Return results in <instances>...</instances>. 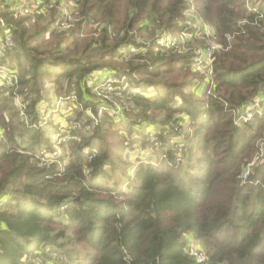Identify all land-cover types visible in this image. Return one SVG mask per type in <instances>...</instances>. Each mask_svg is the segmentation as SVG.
<instances>
[{"label": "trees", "instance_id": "obj_1", "mask_svg": "<svg viewBox=\"0 0 264 264\" xmlns=\"http://www.w3.org/2000/svg\"><path fill=\"white\" fill-rule=\"evenodd\" d=\"M192 1L203 3V16L196 8L223 44L213 55L216 85L205 95L203 82H195L190 57L180 55L177 44L163 43L168 33L183 31L178 22L190 0H76L82 17L67 28V38H56L54 48L32 44L48 43L46 27L7 24L15 44L3 53L22 58L19 68L29 71L19 80L26 88L18 91L29 101L25 111L31 121L38 120L44 83L54 75L51 67L63 66L51 79L57 94L76 95L87 100L84 104L93 102L90 74L110 67L118 78L111 81L116 94L124 79L167 89L157 96L126 90L138 108L121 109L134 119L157 115L160 132L140 145L158 142L166 159L157 166L141 165L128 185L110 184L126 161L112 154L114 144L107 139L125 140L112 130L108 112L98 114L92 104L99 121L89 132L66 126L69 138L56 142L43 126H14L20 116L14 111L0 129L5 134L0 139V264H264V161L253 166L247 181L242 178L264 138V0L258 9H247L243 0ZM5 5L9 19L10 6ZM242 19L260 26L240 25ZM91 23L98 25L94 32L99 37H81ZM6 28L0 24V34ZM120 55L126 58L122 62L115 59ZM173 74L177 78H170ZM175 99L181 100L179 107L172 104ZM177 112L187 114L192 134L175 131L186 129ZM238 113H254V122L239 124ZM175 133L186 135L188 146L193 141L197 148L187 154L183 144L177 156L181 144L173 141V149L165 150L168 135ZM92 141L106 143L86 151ZM52 143L63 149L61 166H41L53 152ZM189 233L201 242L207 261L198 263L187 254ZM66 249L70 257L52 255Z\"/></svg>", "mask_w": 264, "mask_h": 264}, {"label": "rangeland", "instance_id": "obj_2", "mask_svg": "<svg viewBox=\"0 0 264 264\" xmlns=\"http://www.w3.org/2000/svg\"><path fill=\"white\" fill-rule=\"evenodd\" d=\"M25 1L28 0H0V24H2L3 26L6 25V27H8L6 29H1L2 33L0 35H5V31L7 29H10V26L7 25L8 23L17 24L18 22H20L22 25L31 28H34L35 26H41L44 28L46 27L49 31L44 34V38L47 39L48 43H46L45 45H41L42 42L35 41L32 44L36 47L52 46L54 48L58 42L56 38L58 36L67 38V28L75 27L76 23L82 17L81 5L80 3L77 4L75 0L69 1L64 5L47 12L46 14L40 16L35 22L29 21L27 15L25 14L11 15L9 16V19L4 16V8L6 6L5 4H7L8 6H13L18 3H23ZM243 2L247 3L245 5L247 9H258L263 3V0H243ZM197 4V2L190 0L187 9L184 11L183 18L178 22L179 28L183 31L177 33H168L167 39L163 41V43L171 47L173 46V44H177L176 47L180 51L179 54L188 55L190 57V62H192V65L193 62L194 64H196L195 66H193V72L196 75L195 82H203L205 88L204 91L202 90L201 95H205L206 93H209V91L211 92L214 86L216 85L214 74L215 58L212 57L216 52L218 53L220 50H222L223 44L219 43V40L217 39L216 35L212 32L210 25L205 24L203 22V18L201 17V15L203 16V3H201L200 5L198 4L201 9V15L198 9L196 8ZM66 13L70 18L69 24L66 27L60 26L58 23V19L64 16V14ZM239 22L240 25L248 23L255 27L260 26L256 20L249 21L247 19H242ZM101 26L102 27H100V29H103L105 27V23H102ZM97 28L99 27L96 23H91L90 25L83 27V31L81 32L80 36L87 37L91 35L95 38H98L99 32H94V30ZM194 29H197L199 31L197 33H191V31H193ZM32 31H34V29H31L30 34H32ZM51 31H55L54 34H52ZM8 34L12 35L13 38L15 37L14 32L11 29L8 30ZM144 36L148 35L144 34ZM153 36V33L150 34L149 41L152 40ZM69 39H71V37ZM232 40L233 38H229V41ZM186 42H190L189 46L185 45ZM149 48H154V46L150 45ZM226 50H229V48H227ZM2 59H5L4 63L2 62ZM107 59H109V57ZM115 59L122 62L126 58H122V56L120 55V57L118 56ZM128 59L135 60L134 58H130L129 56ZM21 60L23 59L14 56H9L5 58L3 50H0V93H2L0 95V129L2 128L1 126H4V120H9L11 114L14 111H18L20 114V116H18L20 123H14V126H43L44 130L48 131L51 138H53L52 140L56 142H59L61 140L65 141L69 138L71 132V130L69 131L66 126H71L72 128L81 127L79 129L89 132L91 127L99 121L98 116L94 114L93 108L91 106L93 104L95 105L94 107L96 108L98 114H104V112H108L111 117V120L114 121L112 130H114V132L121 133L125 140V142L122 141L121 143V138H118L119 136H111L107 139L110 142H113L112 144H114L112 154L114 156H120L123 161H126L124 162L125 165H121L119 167V169L114 175V180L111 181L110 184H112L113 182H119L123 186L128 185L134 180L135 171L141 165L143 167L157 166L161 159H166L164 157L163 151L161 150V152L159 150V146L156 145L158 144V142L153 141L155 145L152 146L140 145L141 141L145 139V137H150V139H153L154 137H152V135L155 133L158 134L160 132L158 131V129L160 130L159 125H157V123H155L154 121L156 120L157 115H151L150 117L137 116L134 119L133 117L130 118L127 114V117L123 116L124 113H122L121 109L125 105L129 106V108L130 106H132L131 108L133 109L138 108L135 103L131 100V97L124 93V91L126 90H128V92L130 91L136 93H144L146 95L151 96H157L159 94L167 92V89L161 87L158 84L151 85L148 83H132V80L130 81L129 79H124L122 80V84H124L122 85V92L116 94L113 90H111L112 86L107 88L105 92H102L101 88H103L104 86L108 87L109 85L107 84L110 81L118 80V78L116 77V72L111 71L113 68L105 67L93 71L88 77L87 85L91 89L90 94H94V97L91 94L93 97V102L84 104L87 102V100H79L77 99L76 95H73V98L71 99V97H69L66 93L57 94L55 88L53 87V82L51 79L55 77V74L63 72V66L60 65L56 67H51L52 74L54 75L47 78L44 83L43 99L41 100V104H39L38 106V110L40 113L38 120L35 122L30 120L25 111L26 105L29 106V101H23L24 97L18 91L22 90V88H26L20 86V76H29V71L28 73H23L22 70L19 68ZM106 62L107 60H104L102 63ZM11 66L14 68L13 70H11ZM2 76H4V79H2ZM134 76V78L137 80H139L141 77V75ZM177 76L178 75L173 74L170 76V78H177ZM120 78H122V76ZM156 82L158 83V81ZM120 89L121 87L118 88V90ZM184 92L188 93L189 90L186 89L184 90ZM110 104H112L113 107H109ZM172 104L179 107L181 105V100L175 99ZM257 105H259V103H257L255 106ZM263 105L260 110L261 116L264 115ZM239 114L240 113L236 115V121H238L241 125H244L248 121H252L255 117L254 113H246L245 115ZM175 115L178 118V121H185V123L183 124L184 127H186V129L179 128L175 131H186L188 134H192V127H189L190 121H186L187 114L177 112L175 113ZM132 120H135L136 122L132 124L134 122ZM91 121L94 122L92 123ZM178 121L176 122V124L178 123ZM176 124H172V126H175L174 128H176ZM130 125L131 127H129ZM55 126L62 127H60L58 130L55 128ZM1 132L2 130H0V139H3L5 134H1ZM185 136L186 135H176V133L169 134L167 138H170L171 140H169L170 142L166 145L165 150H170L171 146L173 145V141H175L179 144L187 145L184 152H186L187 154L191 153L192 150H195L197 148L196 142L192 141L188 146V144L185 142ZM132 142L133 144L131 145ZM105 143L106 142L102 141H92L91 144L87 146L85 150L89 151L101 148L104 146ZM129 145L130 147L126 148ZM258 145L261 146L260 152H264V138L258 141ZM171 149H173V147ZM45 150L46 149H44L43 152H45ZM51 151L53 152L47 153V155L42 159L43 161H40L41 166L50 165L53 163L61 166V160H59V155L62 154L63 149L60 148L58 143H52ZM175 153L177 156L181 155V151L179 149L175 150ZM187 154L185 155V158L187 157ZM256 155L257 154L255 153L253 156V162L255 165H258L264 160L262 158L260 160H256ZM62 168L60 167V169ZM1 200L5 201L6 199L1 198ZM52 255L54 257H63L64 259L71 256L70 252L67 249L65 251H60L56 254L52 252Z\"/></svg>", "mask_w": 264, "mask_h": 264}, {"label": "built area", "instance_id": "obj_3", "mask_svg": "<svg viewBox=\"0 0 264 264\" xmlns=\"http://www.w3.org/2000/svg\"><path fill=\"white\" fill-rule=\"evenodd\" d=\"M69 1H72V0H28V1H25L23 3H20V4L18 3L16 5L10 6L9 9H10L11 15H19V14L24 15L25 14V15H27V18L29 21L35 22L40 16L46 14L47 12H49L51 10L58 8L59 6H62L66 3H68ZM75 2H76V0H75ZM0 13H1V11H0ZM69 19L70 18L68 17V14L66 13V14H64V16H62L58 19V23L60 26L66 27L69 24V21H70ZM76 20H78V19H76ZM8 30H10V29H7L5 31V33H6L5 35H0V50H3V51H5V49L7 47L14 46V44H15V40H14L12 35L8 34ZM165 40H163V41H165ZM195 65L196 64H194V62H193V66H195ZM3 77L4 76H2V79H4ZM0 78H1V73H0ZM107 85H109V86L108 87L104 86L103 88H101V89H104V92L107 90V88L112 86L111 81ZM182 145L183 144H181L180 147L178 148L181 151V153L183 152V146ZM260 150H261V146L259 149V154L256 155V157H255L256 160H260L261 158L264 160V152H260ZM253 166H255V164L252 161L248 165L247 170L244 172V174L242 176L243 181L248 180L249 175L251 173L250 171L253 168ZM186 252L198 263L205 262L208 259L206 250L200 244H196V243L186 244Z\"/></svg>", "mask_w": 264, "mask_h": 264}, {"label": "crops", "instance_id": "obj_4", "mask_svg": "<svg viewBox=\"0 0 264 264\" xmlns=\"http://www.w3.org/2000/svg\"><path fill=\"white\" fill-rule=\"evenodd\" d=\"M185 239L187 241V244L196 243L202 245L201 242L196 238L194 233L187 234Z\"/></svg>", "mask_w": 264, "mask_h": 264}, {"label": "bare ground", "instance_id": "obj_5", "mask_svg": "<svg viewBox=\"0 0 264 264\" xmlns=\"http://www.w3.org/2000/svg\"><path fill=\"white\" fill-rule=\"evenodd\" d=\"M61 142V141H60Z\"/></svg>", "mask_w": 264, "mask_h": 264}]
</instances>
